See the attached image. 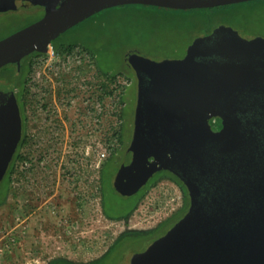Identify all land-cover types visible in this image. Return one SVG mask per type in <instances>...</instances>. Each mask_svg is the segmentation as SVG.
Segmentation results:
<instances>
[{"label":"water","instance_id":"obj_1","mask_svg":"<svg viewBox=\"0 0 264 264\" xmlns=\"http://www.w3.org/2000/svg\"><path fill=\"white\" fill-rule=\"evenodd\" d=\"M247 1L252 0H0V12L43 9L39 20L0 40V68L15 65L14 82L25 56L45 53L60 34L107 8L193 10ZM129 62L138 79L133 138L139 137L136 143L146 140L142 150L133 143L128 149L114 189L131 196L155 171L174 172L176 162L184 161L197 163L205 175L213 173L219 181L228 170V191L219 196L233 199L196 210L194 191L188 187L193 198L189 212L145 251L133 255L130 264H264V165L251 152L256 135L264 137V38L246 40L220 25L195 39L181 59L154 62L131 56ZM13 91V83L0 85V181L21 138ZM211 117L222 119L218 133L209 127ZM211 144L224 156L223 171L200 162ZM139 151L154 157L150 166L138 165ZM234 157L236 163L230 161ZM214 165L220 166V160ZM221 182L212 190L221 191ZM209 195L216 200L215 192Z\"/></svg>","mask_w":264,"mask_h":264},{"label":"rangeland","instance_id":"obj_2","mask_svg":"<svg viewBox=\"0 0 264 264\" xmlns=\"http://www.w3.org/2000/svg\"><path fill=\"white\" fill-rule=\"evenodd\" d=\"M42 16L40 7L0 12V40ZM218 25L264 37V0L206 11L115 6L91 15L56 38V43L63 46L85 47L103 72L122 73L133 80L123 97V102H128L126 122L121 115L117 117L115 135L114 129L109 130L112 121L108 118L95 136H90L87 129L77 128L73 118L63 114L51 126L35 117L26 93V142L11 178L15 196L9 195L7 206L0 207V264H48L57 259L72 264L96 260L99 264H129L133 255L143 252L164 233L165 227L176 222L178 216L151 230L174 214L181 202L179 188L166 177L158 178L145 190L128 215L106 218L102 204L94 199L98 173L106 159L121 147L118 134L123 123L126 140L131 132L138 85L129 58L137 56L154 62L181 58L196 35ZM53 128L60 136H53ZM103 151L106 156L98 167L97 154ZM35 157L42 159L45 168L31 169ZM109 185L105 179L104 187L110 188ZM113 189L107 193L110 204L120 206H113L112 213L125 214L137 196L124 198ZM18 211L21 212L15 217Z\"/></svg>","mask_w":264,"mask_h":264},{"label":"built area","instance_id":"obj_3","mask_svg":"<svg viewBox=\"0 0 264 264\" xmlns=\"http://www.w3.org/2000/svg\"><path fill=\"white\" fill-rule=\"evenodd\" d=\"M129 84L130 80L121 74L102 73L95 56L78 45L61 53L49 46L45 53L32 56L25 90L35 117L43 123L54 126L55 118L63 114L72 117L77 128L95 136L108 118L112 121L109 130L114 129L115 135L116 119L124 108L123 97ZM64 133L68 137V131ZM53 136H60L55 128ZM97 155L100 167L106 153ZM44 166L42 159L35 157L31 169L41 170Z\"/></svg>","mask_w":264,"mask_h":264},{"label":"flooded vegetation","instance_id":"obj_4","mask_svg":"<svg viewBox=\"0 0 264 264\" xmlns=\"http://www.w3.org/2000/svg\"><path fill=\"white\" fill-rule=\"evenodd\" d=\"M219 26L220 25L215 26L211 30H207V31L203 32L200 35H196L191 40V42L189 43V45L187 47H189L195 39L211 34L213 32V30L216 29ZM224 26H226V25H224ZM226 27H230V26H226ZM230 28L235 30L240 37H242V38H244L246 40H251V39H254V38H257V37L264 38L262 35H259L257 33H254L253 35H249V34L247 35L243 31L241 32L240 30L235 29L233 27H230ZM184 55L181 58H183ZM181 58H177V59H181ZM133 72H134V70H133ZM134 77L136 78V84L138 85V79H137V76H136L135 72H134ZM18 78H19V74L15 78L14 82H12L13 78L10 81H7V80H4L3 78H1L0 79V85H9L11 83H13V85H14V91L13 92H14V97L16 99V103H17V106H18L19 116H20V119H21V138H22V135H23V113H22V110H21L20 102L18 101V98H17L18 97L19 88H17V89L15 88V84L18 82ZM127 78L130 80V84L126 88V92H127V89L133 85V80L131 78H129V77H127ZM141 81H142L143 84H146V82H147L145 77H142ZM126 92H125V94H126ZM137 93H138V88H137ZM136 106H137V97L135 98V108H134L133 116H132L131 123H130L131 132L129 134V137L126 140V137H125V134H124L125 124L123 123V125H122L123 130L121 132L122 133L121 134V140H122L121 147L119 148L118 152H115L113 154V156H111V158L106 159V161L103 163V166L100 167V171L98 173V180H99L98 181V185H99L98 186V192H97L96 195L94 194V199H97L98 201H101V178H102L101 175H102V172H104V180L106 179V182H109L110 185H111L110 188L113 189L114 188L113 185H114L116 174H117L120 166L123 164L124 157H125L128 149L131 147L132 143H133V146L137 145L138 147L141 148V150H142V147L144 146V141L146 140L145 138H142V141L140 143H136V140L139 137H136L135 140L133 138V136H134V120H135ZM127 110H128V102L126 101L124 103V108H123V111H122L123 112L124 121L126 120V117H127ZM208 124H209V127H210V129H211V131L213 133H218L223 128V122H222V119L220 117H211V118H209L208 119ZM21 138H20V141H21ZM20 141L18 142V144L20 143ZM18 144H17V146H16V148L14 150V153H15L17 147H18ZM210 146H211V148H210L208 154H207V152L205 154L203 152V155L199 156V157L202 158L200 160L201 164L202 165L203 164H207V165H204V166H206L207 169L209 167L210 170H213V169L216 168V171H219V169L222 168L221 171H223V169H224L223 163H224V160H225L224 156L221 154L220 151H217L215 149V145L211 144ZM252 151H253L254 155L256 156V158H257L256 160L258 161V164L260 166H263L264 165V137H262L259 134L256 135V138L253 139V146H252L251 152ZM132 152L135 155V147H133ZM140 152L141 151H139L140 155L139 154H138L139 156L137 155L138 165H141L143 167L150 166V164L154 161V157L144 156L145 155L144 152H141V153ZM212 154L217 157L215 160L212 159V157H211ZM237 159H236V157H234L230 161L232 163H236ZM219 160H220V166L214 165L215 161L218 162ZM193 163L194 162L189 163V164L188 163L184 164V161H177L176 162V166H175L176 168H175L174 172L173 171H169V170L155 171L148 178L147 182L135 194H133L131 196H124V195L120 194L124 198H131L132 196L136 195L137 196L136 200H137L138 197L140 196V194L144 190H147L149 187L153 186V184L156 182V180L158 178H160V177H166L168 180L173 182L179 188L180 193H181V202H180L179 206L177 207V209L174 212V214H171L170 216H168L166 219H164V221L166 220L164 223H162L163 221L160 222V224H158L155 228L157 229L159 226L162 227V225H164L167 221L173 220L176 216H178V217L176 218V222L171 227L167 228V227L163 226V227L166 228V230L164 231V233L160 237L164 236L176 223H178L181 219H183L184 216L189 212V210L191 208V202H192L193 198L190 195L188 187H192V190L194 191V199L193 200L197 202V206H198V207H196V210L197 209H199V210L204 209L205 208L204 204H210L211 205L212 203H218L219 202L222 205H224L225 203H229L230 201L233 200V199H230L228 196L224 197V198L219 196V194H223L224 195L228 191L227 180H226L227 178H229V176L227 174L228 170L226 171V169H225L223 175H220L221 176L220 181H222L220 183L222 185L221 186L222 190L221 191H218V190L213 191L212 188L213 189L217 188L218 187L217 182H220V181L217 179V177H216V179L214 178L213 173H211L210 176L209 175H205L204 172H202L201 169L199 168L201 166L197 167L198 166L197 163H194V164ZM226 163L228 164V159L227 158H226ZM8 166H9V164H8ZM105 169H108V171L105 172ZM172 177H174L176 180H173ZM209 178H210V180H209ZM2 180L0 181V183L2 182ZM223 183H224V186H223ZM210 192L211 193L215 192V196L214 197H215L216 200H213V198H211V196L209 195V194H211ZM106 197H107L106 203L108 204V207L110 209L113 206L114 207L120 206L119 203L118 204H116V203H113V204L111 203L110 204V201L108 199V194H106ZM153 230H155V229H153ZM160 237H158L157 239H159ZM130 261H131V258L129 260V264H130Z\"/></svg>","mask_w":264,"mask_h":264},{"label":"trees","instance_id":"obj_5","mask_svg":"<svg viewBox=\"0 0 264 264\" xmlns=\"http://www.w3.org/2000/svg\"><path fill=\"white\" fill-rule=\"evenodd\" d=\"M252 1H256V0H252ZM145 6H147V5H145ZM229 6H232V5H229ZM224 7H227V6H222V7H218V8H210V9H193L192 11L216 10V9H220V8H224ZM159 8H163V7H159ZM165 9H167V8H165ZM171 10H174V9H171ZM75 45L76 44L63 46V45L57 44L56 43V39L53 40L52 43H51V46L57 52H60V53L69 50L70 48H72ZM81 47L83 49L87 50L82 45H81ZM38 54H40V53L34 52V53H32V54H30L28 56H25L21 60V69H20V73H19L18 82L15 84V88L16 89L19 88V92H18V97L17 98H18V101L20 102L21 110H22V113H23V135H22L21 141L18 144V147H17V149H16V151H15V153H14V155H13V157H12L10 163H9V166H8V168L6 170L5 176H4V178H3L2 182H1L2 184L0 183V206H3V205L6 204L9 195H11L13 197L15 196V192L12 189V184H11L12 180H11V178H12V174L15 171V163L22 159L21 154L19 153V151H20L21 147L26 142L25 141L26 138H25V135H24L25 118L26 117L24 116V112H25V104H26V102L28 104V101L26 99L27 91L25 90V83L24 82L26 80V75L29 73V70H30V60H31L32 56L38 55ZM101 72L104 73V74L107 73V72L106 73L103 72L102 70H101ZM15 74H16V66L15 65L9 64V65H6V66H3L2 68H0V79L3 78L4 80L10 81L12 78H14ZM117 74H122V73H117ZM122 75H124V74H122ZM120 115H121L120 117H123V112ZM118 135H119L118 136L119 141L121 142V129H120V132H119ZM101 177L102 178H101V201H100V203L102 204V213L108 219H120L122 216L125 217L126 215H128V213L131 212L135 208V206L137 205L139 200L145 194V190H144L140 194L138 199L135 201V203H133L131 205V207H129V210L127 212H125V214L115 215V214L112 213V210L108 207V204L106 203V200H107L106 194L108 193V189H110V188H105L104 187V183H105L104 172H102ZM172 179L176 180L174 177H172ZM23 207H24L23 209H25L26 206L24 205ZM18 212H21V211H18ZM22 212L25 213L24 210ZM99 263H100V261L96 260V261L90 262L88 264H99ZM48 264H72V263H70L68 261H65V260H62V259H57L55 261L49 262Z\"/></svg>","mask_w":264,"mask_h":264},{"label":"crops","instance_id":"obj_6","mask_svg":"<svg viewBox=\"0 0 264 264\" xmlns=\"http://www.w3.org/2000/svg\"><path fill=\"white\" fill-rule=\"evenodd\" d=\"M12 188H13V186H12ZM3 206H7V202H6V204H5V205H3ZM0 207H2V206H0ZM15 215H16V216H15ZM15 215H14V216H15V217H17V216L19 215V212H18V213H16ZM165 219H166V218H165ZM162 221H163V220H162ZM162 221H160V222H162ZM160 222H159L158 224H160ZM158 224H157V225H158ZM157 225H156V226H157ZM156 226H155V227H156ZM155 227H154V228H152L151 230L155 229Z\"/></svg>","mask_w":264,"mask_h":264}]
</instances>
